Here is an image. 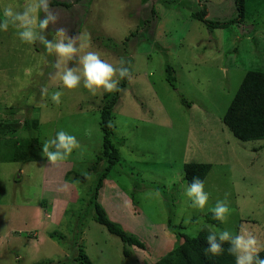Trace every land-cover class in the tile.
Instances as JSON below:
<instances>
[{
    "label": "rangeland",
    "instance_id": "obj_1",
    "mask_svg": "<svg viewBox=\"0 0 264 264\" xmlns=\"http://www.w3.org/2000/svg\"><path fill=\"white\" fill-rule=\"evenodd\" d=\"M52 1L44 0L48 10L42 6L39 18L56 19L32 29L31 42L21 38L27 29L20 21L0 30V264H82L81 246L93 264H153L182 232L196 235L205 225L264 246V139L243 141L223 122L245 74L264 71V0H244L242 18L236 0ZM31 2L0 0V23L5 7L22 13ZM205 8L212 21H234L211 27L197 15ZM61 38L76 49L70 59L43 42ZM89 52L116 67L111 91L122 84L119 71H130L113 108L121 161L99 200L146 248L124 244L94 219L93 195L108 162L97 171L93 165L103 155V98L111 91L84 86L81 62ZM68 69L81 75L74 89L61 80ZM61 131L75 137L71 151L59 147ZM30 137L39 139L37 158L17 162V147ZM46 148L67 157L53 162ZM188 162L213 164L203 210L187 195ZM217 202L229 208L220 226L205 218Z\"/></svg>",
    "mask_w": 264,
    "mask_h": 264
},
{
    "label": "trees",
    "instance_id": "obj_2",
    "mask_svg": "<svg viewBox=\"0 0 264 264\" xmlns=\"http://www.w3.org/2000/svg\"><path fill=\"white\" fill-rule=\"evenodd\" d=\"M239 4L240 15L244 13L243 3L244 0H236ZM51 4H62L53 0ZM198 18L206 21L209 26L214 28L227 27L233 23L234 20H227L225 22L212 21L207 17V8L202 13L197 14ZM167 79L174 85L177 81L175 69L172 65L166 67ZM130 71L124 75L121 86L104 95V106L102 108V128L104 130V144L103 155L99 157L97 163L93 165L94 170H99L101 160L106 159L108 165L101 173L97 185L94 198V219L96 222L104 225L107 229L119 236L124 244L128 246H137L139 248H146L144 242L138 237L129 234L121 226L114 223L107 215V212L100 202V191L105 185V180L110 174L111 170L120 163L121 152L119 147L114 141V133L116 125L113 121V108L120 100V91L125 90L128 86ZM189 104H191L189 102ZM19 109L14 108L12 115L17 113ZM11 116V115H10ZM9 116V117H10ZM9 120V119H7ZM223 122L233 132V134L243 141L263 140L264 139V71L262 70H249L243 81L238 88L235 96L233 97L225 115ZM1 125V123H0ZM39 142L38 137L26 138L19 144L15 152V160L17 162L28 163L35 161L38 152L32 150L35 143ZM213 168L211 162H188L184 165V181L191 186L195 179L198 178L205 182L208 174ZM83 179L86 180L87 176L84 175ZM207 222L220 226V221L214 219V213L209 211L205 214ZM53 235H56L53 233ZM181 240L176 244L174 249L162 256L153 264H236V259L240 256L239 249L233 244L236 235H230L227 240H221V234L216 233L211 227L205 225L196 235H190L182 232ZM214 236L215 243L219 245L221 252L213 253L211 251L212 241L208 237ZM62 236L60 237V239ZM124 254L129 256V250L124 248ZM257 259H264V248L258 253L254 254L252 264H256ZM79 260L82 264H93L89 255L81 246L79 249Z\"/></svg>",
    "mask_w": 264,
    "mask_h": 264
},
{
    "label": "clouds",
    "instance_id": "obj_3",
    "mask_svg": "<svg viewBox=\"0 0 264 264\" xmlns=\"http://www.w3.org/2000/svg\"><path fill=\"white\" fill-rule=\"evenodd\" d=\"M42 6L45 11L48 10V5L44 2V0H39V2H37V0H33V2L26 6L22 13L15 11L11 6L5 7L2 13L3 20L2 23H0V30L7 29L9 22L20 21V26L27 29L20 33L21 38L31 42L35 38L32 29L38 27L40 30H44L48 27L49 20L56 19L55 16L49 13L45 19L41 20L39 18V12L42 9ZM57 35L64 37L65 34L63 33V30H61L57 33ZM63 40L64 39L61 38L59 40L60 42L56 43L55 45L49 43L46 40L43 42L49 51L55 49L59 56L70 59L76 49L71 46V41L69 42L68 46H65L62 42ZM81 63L83 65L82 76L84 77V86L86 88H100L103 86L104 89L111 91L115 87V83L110 81H113V78L117 74L116 67L102 60L97 53L89 52L83 56ZM30 74L31 70H26V75ZM119 75L123 77L126 75V71L120 70ZM61 80L66 88L74 89L79 86L81 75L74 74L73 70L68 69L61 75ZM60 95L61 94L59 92L55 93L52 96V100L56 103H59ZM75 144L76 140L74 136L66 135L64 131L59 133V147L71 151ZM45 152L48 155V158L53 162L57 160H63L67 157L66 155L62 156L59 153L48 152L47 148L45 149ZM187 195L195 201L194 206H198L202 210L209 200V193L205 191L204 182L198 178H196L195 182L188 188ZM209 210L214 213V219L221 221H224L227 217V214L229 213V208L223 202H217L216 207L210 208ZM229 238L230 232L223 231L221 233V240H227ZM208 239L212 241L211 251L217 254L220 253L221 249L219 245L214 242L215 237L211 236L208 237ZM232 242L236 248L242 250L244 253L243 256L237 257L236 264H252L253 255L264 248V246L259 244L256 237L252 235H236ZM256 264H264V259H257Z\"/></svg>",
    "mask_w": 264,
    "mask_h": 264
}]
</instances>
